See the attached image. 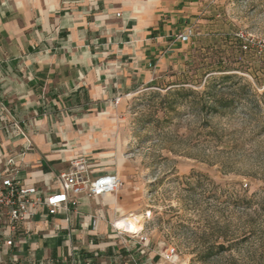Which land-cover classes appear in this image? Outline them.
<instances>
[{
  "label": "crops",
  "instance_id": "0c3cea01",
  "mask_svg": "<svg viewBox=\"0 0 264 264\" xmlns=\"http://www.w3.org/2000/svg\"><path fill=\"white\" fill-rule=\"evenodd\" d=\"M205 2L0 0V172L16 157L19 181L68 199L21 224L0 264H151L115 228L121 200L74 194L58 177L81 160L88 181L118 176L123 160L104 145L114 100L155 83Z\"/></svg>",
  "mask_w": 264,
  "mask_h": 264
},
{
  "label": "rangeland",
  "instance_id": "374dc122",
  "mask_svg": "<svg viewBox=\"0 0 264 264\" xmlns=\"http://www.w3.org/2000/svg\"><path fill=\"white\" fill-rule=\"evenodd\" d=\"M204 5L155 83L109 116L112 197L140 218L151 264L170 247L174 264H264V0Z\"/></svg>",
  "mask_w": 264,
  "mask_h": 264
},
{
  "label": "built area",
  "instance_id": "2783aa9c",
  "mask_svg": "<svg viewBox=\"0 0 264 264\" xmlns=\"http://www.w3.org/2000/svg\"><path fill=\"white\" fill-rule=\"evenodd\" d=\"M193 35L192 29H187L179 35L178 39L186 42ZM264 49V44L260 46ZM246 50V47H243ZM114 105L119 104V98H115ZM13 126V125H12ZM18 159L9 157L5 160L3 170L0 172V245L11 247L13 235L21 224L30 221L39 207L47 210V215L53 216L60 210H64L67 196L65 194L42 196L40 191L33 186H27L18 179ZM74 171L61 173L58 181L62 187L74 194L85 192L89 197L115 194L120 186L121 180L115 173H109L88 181L86 174L88 168L84 161L72 165ZM133 239L143 247L147 248V237L145 235L130 234ZM162 259L170 264L177 261L176 250L172 247L166 249Z\"/></svg>",
  "mask_w": 264,
  "mask_h": 264
},
{
  "label": "bare ground",
  "instance_id": "6f19581e",
  "mask_svg": "<svg viewBox=\"0 0 264 264\" xmlns=\"http://www.w3.org/2000/svg\"><path fill=\"white\" fill-rule=\"evenodd\" d=\"M140 224V218L138 217H132V216H126L121 218L116 224L115 228H117L120 231H124L128 234H137Z\"/></svg>",
  "mask_w": 264,
  "mask_h": 264
},
{
  "label": "trees",
  "instance_id": "16d2710c",
  "mask_svg": "<svg viewBox=\"0 0 264 264\" xmlns=\"http://www.w3.org/2000/svg\"><path fill=\"white\" fill-rule=\"evenodd\" d=\"M226 79H231L230 76L226 77ZM222 104V107H227L228 103L224 102V101H221V100H214L213 99V105L216 106V105H221ZM217 108H214V110H216Z\"/></svg>",
  "mask_w": 264,
  "mask_h": 264
}]
</instances>
